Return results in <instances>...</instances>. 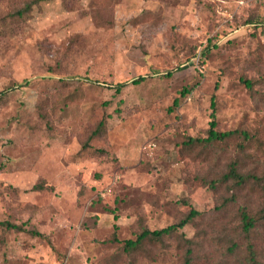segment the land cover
Segmentation results:
<instances>
[{"label": "rangeland", "instance_id": "374dc122", "mask_svg": "<svg viewBox=\"0 0 264 264\" xmlns=\"http://www.w3.org/2000/svg\"><path fill=\"white\" fill-rule=\"evenodd\" d=\"M213 96L218 130L261 129L264 146V0H0V221L42 234L0 228V264H181L173 241L122 246L192 209L194 264H248L246 242L264 264V228H239L260 194L224 206L211 183L233 142L186 143Z\"/></svg>", "mask_w": 264, "mask_h": 264}, {"label": "trees", "instance_id": "16d2710c", "mask_svg": "<svg viewBox=\"0 0 264 264\" xmlns=\"http://www.w3.org/2000/svg\"><path fill=\"white\" fill-rule=\"evenodd\" d=\"M29 7L30 3L28 2L26 3L23 10H17V15H21ZM140 81L141 78H138L132 80L131 83L137 84ZM255 82L257 81H253L252 83ZM244 83L247 85L249 91L252 92V83L246 80ZM126 84L127 82L116 84L114 86L115 91L119 93ZM213 101L214 96L212 97V112L210 114V121L205 131V135L203 137L196 138L190 137L186 143L188 147L201 144L205 146L204 148L208 150V155H210L211 145H215L216 152L217 150L219 152L222 150L226 152L229 142H233L230 147V154L228 155V163L225 165L224 170L213 180H211V183L217 184L218 186L225 185L227 191L230 192V197L226 200L224 206L236 200L238 194L242 192L249 194H260L261 201L258 203V206H261L260 210L253 213L249 210V205H244V208L241 207L239 212V228L243 233L248 234L254 229L258 228L259 230L260 228H264V168L261 165L264 164V162L260 161L259 159V155L264 158V146L262 139L259 137V135L262 134V130L256 129L252 130V132L240 128L223 131L218 130V119L215 115ZM220 155L221 154H218V156ZM37 187L38 185H35L33 186V189H36ZM220 210L221 207L218 208L216 212H220ZM201 216V212L192 209L185 219L177 224H170L154 230H149L148 228L142 227L135 239H128L124 241L122 246L123 253H125L127 256H130L131 258H134L139 254L148 255L150 252L148 245L153 248L165 249L166 244H169L173 241L177 250L183 249L181 264H194L196 260V255L194 252V246L196 245V242L192 239L185 238L184 235L182 233H178V231L186 224L193 222L196 218H200ZM25 224V222L17 224L5 220L0 221V228L4 229L5 231L24 232L34 237H42V234L39 231L34 229H26L24 227ZM113 240L116 241V238L114 237ZM239 249L240 247H238L235 242L231 241V245L226 248V255H234L239 251ZM247 250V260H249L248 264H257L256 258L258 252L255 250L253 243L251 244L246 242L245 251ZM243 264H246V261Z\"/></svg>", "mask_w": 264, "mask_h": 264}]
</instances>
